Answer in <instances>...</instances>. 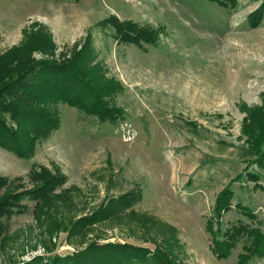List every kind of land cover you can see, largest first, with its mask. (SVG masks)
<instances>
[{"label":"rangeland","instance_id":"obj_1","mask_svg":"<svg viewBox=\"0 0 264 264\" xmlns=\"http://www.w3.org/2000/svg\"><path fill=\"white\" fill-rule=\"evenodd\" d=\"M260 2L0 0V80L24 44L32 60L55 62L87 44L88 66L118 84L105 100L124 111L111 124L60 104V126L29 158L0 148V198L60 180L46 184L37 206L23 199L25 213L0 218V264L65 256L93 241L155 249L167 239L182 264H237L243 242L218 260L205 222L231 187L233 209L214 229L241 221L264 232V169L253 163L264 146V19L254 29L246 23ZM112 16L156 30L158 43H121L100 25ZM252 173L257 181L247 179ZM124 196L139 199L110 213L105 206ZM85 217L94 221L72 227Z\"/></svg>","mask_w":264,"mask_h":264},{"label":"trees","instance_id":"obj_2","mask_svg":"<svg viewBox=\"0 0 264 264\" xmlns=\"http://www.w3.org/2000/svg\"><path fill=\"white\" fill-rule=\"evenodd\" d=\"M209 1L227 8L233 7L237 0ZM260 1L259 6L247 15L246 23L250 29L257 28L264 19V0ZM100 25L109 26L114 31V38L121 43L138 48H143V44L154 46L158 43L159 32L152 28L141 27L132 21H119L112 16ZM43 37H48V34L44 32ZM18 51L19 53L16 52L18 56L14 53L8 56V58L17 57L18 61L0 80V148L6 149L18 158H29L34 151L36 141L60 126L58 112L60 104L75 108L102 123L114 124L115 118H120L124 113L122 109L110 106L105 100L118 90V84L115 82L108 85L98 72V67L88 66V63L94 60V56L93 49L87 47V44L71 61H34L25 55L29 52V43L22 45ZM20 54L23 56H19ZM8 58L6 57V60ZM7 120L15 128L7 126ZM261 142L264 144V140ZM256 144L258 143L254 142V145ZM254 156L253 163L258 168L264 169V146L258 148ZM250 175L248 180L253 182L258 180L255 174ZM56 180V178L40 179L38 186L33 190L12 193L4 199L0 198V218L25 213L27 206L20 204L23 199L34 201L37 206L42 195L49 192L46 184H56L60 181L58 179L56 182ZM233 196L231 187H226L217 196L213 215L205 222V231L210 237V250L218 260L228 258L237 243L242 241V252L238 255L237 264H250L253 259L264 258V232L241 221L223 230L221 228L215 230L213 226L215 221L221 226L220 219L233 209L230 207ZM138 199L136 196H124L113 201L112 207H105L110 213L115 214L118 210L132 206ZM235 209L250 219L254 218L252 211L247 207L236 204ZM103 215L105 216L104 212L100 216ZM91 220L94 221V218H81L72 227L89 225L88 222ZM166 241L170 245L163 248L158 246L155 249L129 243L93 241L71 254L65 256L54 254L44 256L45 258L39 256L25 264H182L170 240Z\"/></svg>","mask_w":264,"mask_h":264}]
</instances>
